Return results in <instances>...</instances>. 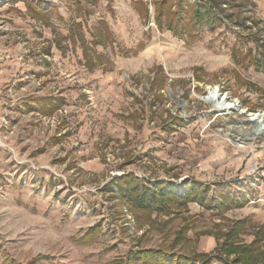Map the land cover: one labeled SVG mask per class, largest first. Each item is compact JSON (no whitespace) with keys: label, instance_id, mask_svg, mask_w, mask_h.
I'll return each instance as SVG.
<instances>
[{"label":"rangeland","instance_id":"obj_1","mask_svg":"<svg viewBox=\"0 0 264 264\" xmlns=\"http://www.w3.org/2000/svg\"><path fill=\"white\" fill-rule=\"evenodd\" d=\"M202 1L177 35L164 0H0V264H264V0Z\"/></svg>","mask_w":264,"mask_h":264},{"label":"trees","instance_id":"obj_2","mask_svg":"<svg viewBox=\"0 0 264 264\" xmlns=\"http://www.w3.org/2000/svg\"><path fill=\"white\" fill-rule=\"evenodd\" d=\"M182 1L183 0L177 4L175 9H173L172 3L169 4L168 0H164V2L160 5V8L157 10L156 24L159 29L162 30L167 26V28L173 31L174 34L182 35L187 33L193 35L196 33V26L204 28L212 21H216V23L221 21V19L216 18L217 15L214 11V6H212L209 1L196 0L195 3L191 5L184 4ZM137 191L140 190L137 188ZM185 192L186 193L184 196L179 198L176 196L177 198H173V200L176 199L175 201L179 202L180 207H187V203L193 200V198H189L188 196L190 195L191 190L189 189ZM141 193L142 195L139 194L134 200H132L135 201L134 205L139 209H146L155 205L157 209L164 210L165 207L168 206L166 202L172 195L173 191L169 190L166 192L160 191V193H155L153 190L149 191V189L145 188V190H142ZM234 206L242 207L244 206V203L237 202ZM207 207L210 208L211 206L207 204ZM148 257H152L155 261L161 259L160 263L165 261L164 255L159 252H146L145 254L141 255V259H146ZM192 264H194V262H192Z\"/></svg>","mask_w":264,"mask_h":264},{"label":"bare ground","instance_id":"obj_3","mask_svg":"<svg viewBox=\"0 0 264 264\" xmlns=\"http://www.w3.org/2000/svg\"><path fill=\"white\" fill-rule=\"evenodd\" d=\"M209 94L208 96H204L207 102H210L213 104L214 109H217L219 111H231L232 109H235L234 103L230 101L229 99H222L223 93H220V86L219 85H209ZM203 98V99H204ZM224 98H228L227 95L224 96ZM228 102V103H227ZM236 110V109H235ZM239 112H246V109H241L240 107L237 109ZM256 117V120L254 122L250 121V118ZM249 122L255 124V126L249 130L242 131L243 134L255 138L257 136H264V112H252L250 113V116L248 117ZM244 121H240L239 124H243ZM238 124V125H239Z\"/></svg>","mask_w":264,"mask_h":264},{"label":"built area","instance_id":"obj_4","mask_svg":"<svg viewBox=\"0 0 264 264\" xmlns=\"http://www.w3.org/2000/svg\"><path fill=\"white\" fill-rule=\"evenodd\" d=\"M221 87V86H220ZM221 90H220V93H223V98H224V96L227 94V93H224L223 91H222V87L220 88ZM226 99H229V97L228 98H226ZM236 106H239L238 104H236ZM255 173L256 174H258L259 176H261L262 177V181L264 182V165H260V167H258V168H255ZM263 173V174H262Z\"/></svg>","mask_w":264,"mask_h":264},{"label":"water","instance_id":"obj_5","mask_svg":"<svg viewBox=\"0 0 264 264\" xmlns=\"http://www.w3.org/2000/svg\"><path fill=\"white\" fill-rule=\"evenodd\" d=\"M208 96V95H207ZM222 99H226V98H222ZM204 101H206V99H203ZM207 102V101H206ZM228 103V102H227ZM250 113H252V112H250ZM250 113H247L246 115H247V117H249L250 116ZM251 120L250 121H252V122H254V120H256V117H254V118H250Z\"/></svg>","mask_w":264,"mask_h":264},{"label":"crops","instance_id":"obj_6","mask_svg":"<svg viewBox=\"0 0 264 264\" xmlns=\"http://www.w3.org/2000/svg\"><path fill=\"white\" fill-rule=\"evenodd\" d=\"M263 173H264V172H263ZM258 183H259V182H258ZM258 189H259L260 191H262V190L264 189V185L261 184V182L259 183Z\"/></svg>","mask_w":264,"mask_h":264}]
</instances>
